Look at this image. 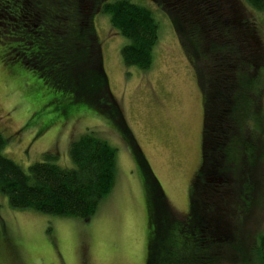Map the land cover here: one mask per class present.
Instances as JSON below:
<instances>
[{"label":"trees","instance_id":"obj_1","mask_svg":"<svg viewBox=\"0 0 264 264\" xmlns=\"http://www.w3.org/2000/svg\"><path fill=\"white\" fill-rule=\"evenodd\" d=\"M156 3L169 14L202 95L201 165L185 215L171 207L110 90L90 13L96 8L107 14L111 27L127 39L121 49L124 66L146 71L158 40L149 9L131 0H0V56L59 93L64 113L83 105L122 138L146 194V264H221L230 240L229 193L231 200L234 191L246 199L257 189L236 167L244 157L252 158L258 142L264 145V132L261 137L256 132L264 121V49L257 26L245 14V8L264 12V0ZM6 146L0 132V194L12 209L88 221L114 186L115 149L92 131L70 142L72 168L60 167L44 153L24 171L4 155ZM253 253L256 264H264V234L256 237Z\"/></svg>","mask_w":264,"mask_h":264},{"label":"rangeland","instance_id":"obj_2","mask_svg":"<svg viewBox=\"0 0 264 264\" xmlns=\"http://www.w3.org/2000/svg\"><path fill=\"white\" fill-rule=\"evenodd\" d=\"M131 2L149 9L158 25L151 67L141 71L124 66L121 49L127 39L111 27L107 14L93 8L90 13L103 68L168 202L185 215L190 184L201 165V91L167 11L157 0ZM245 14L257 26L264 49V12L245 8ZM3 51L0 47V55ZM59 95L42 85L34 72L6 64L0 56V132L7 139L4 155L24 171L42 161L44 153H50L60 167L72 168L70 142L92 131L115 149L114 186L88 221L12 209L0 194V264H146V194L131 151L109 121L89 108L73 106L64 113ZM256 132L259 136L264 132V121L263 130ZM257 145L252 158L244 157L236 167L240 177L244 171V179L255 182L257 189L246 199L234 191L231 200L229 193L230 240L221 264H256L254 243L264 234V145Z\"/></svg>","mask_w":264,"mask_h":264}]
</instances>
